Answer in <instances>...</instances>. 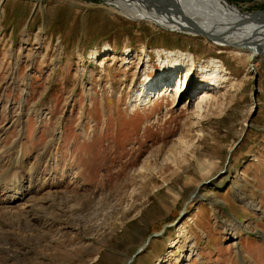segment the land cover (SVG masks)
<instances>
[{
  "label": "rangeland",
  "instance_id": "rangeland-1",
  "mask_svg": "<svg viewBox=\"0 0 264 264\" xmlns=\"http://www.w3.org/2000/svg\"><path fill=\"white\" fill-rule=\"evenodd\" d=\"M178 30L108 0H0V178L32 175L18 206L51 192L80 202L48 209L68 218V248L89 246L67 264L92 244L94 264H125L160 231L131 264H264V56Z\"/></svg>",
  "mask_w": 264,
  "mask_h": 264
},
{
  "label": "bare ground",
  "instance_id": "bare-ground-1",
  "mask_svg": "<svg viewBox=\"0 0 264 264\" xmlns=\"http://www.w3.org/2000/svg\"><path fill=\"white\" fill-rule=\"evenodd\" d=\"M108 2L114 3L122 12L130 16L136 15L140 18L147 19L151 18L154 12L158 13L163 20L167 19L170 24L177 27V29H180L183 25L189 26L191 23H197L214 34H220L223 30L231 31V34H225L226 41L229 42L240 43L243 37L248 35L247 31L250 30L251 27H255L252 23H249L247 25L250 26L235 28V25L239 24L238 22L250 16V14H240L235 9L226 8L220 0H108ZM257 37L258 36H254V40H256L254 44L244 48L249 51L250 60H253V58L258 55L264 56V39H261L262 42H258L259 38ZM215 43L217 44V42ZM258 43L260 44L259 46L257 45ZM204 70L208 71L206 69ZM211 71L209 75L215 77L216 74L213 73L214 71ZM196 109L200 112L199 104H196ZM186 147H184V149ZM184 149L177 157L173 158V160L170 159L174 162V167L176 169L183 166L181 165L182 162L185 164L187 163L186 150ZM17 159H20V157ZM14 169L18 170L17 168H10L9 174L7 176L5 175L6 180L5 178H0V191L9 192L12 195L15 194L14 198H12V195H10L9 198L0 197V264H57L59 261H62L61 264H67L68 260L77 257L82 250L89 246L76 244L73 248H68V244L66 243L68 237L65 235V227L63 226V224L69 222L68 218L66 219L67 222H61L58 218L61 213L52 215L48 209L49 207L54 208L56 205H62L65 202L64 200L70 201L69 205H71L72 209L74 207L76 208L80 202L71 203L73 200L77 199H74L69 193L59 195L58 192H51L49 195L50 197L43 196L44 198L42 199L35 198L34 201L32 200L33 204L30 206H18L17 200L15 201V199L22 195L26 198L33 193L36 183L31 174L26 175V180L23 183V174H20V170L13 174L12 171ZM209 171L206 174L211 172ZM27 184L28 187L25 189ZM135 203L138 205V203L141 202H138L137 199ZM100 204L101 207H99L98 210L101 208L106 210L105 217L103 218L106 220L113 215V210L118 209L116 205H113L110 201H105ZM134 205L136 206V204H132L131 206ZM80 219L81 221L87 220L83 219V217ZM56 223H59V225H56ZM106 225L111 228L110 224L106 223ZM86 226V230L88 233L91 232L92 235L93 233H100L101 235L103 232H100L103 228L102 222H94ZM80 230L77 229L76 239L81 236H77L81 234L79 232ZM91 247L92 248L88 250L90 257L83 262L84 264L85 262L94 264L99 247L94 244H92Z\"/></svg>",
  "mask_w": 264,
  "mask_h": 264
},
{
  "label": "water",
  "instance_id": "water-1",
  "mask_svg": "<svg viewBox=\"0 0 264 264\" xmlns=\"http://www.w3.org/2000/svg\"><path fill=\"white\" fill-rule=\"evenodd\" d=\"M264 15V11H258L254 14H250V16L245 17L244 19H242L241 22H238L239 24L235 25V28H239L242 26H250L247 25L249 23H252L253 26L255 27H251L250 30L247 31V34L245 37H243V39L241 40L240 43H235V42H229L226 41V35L227 34H231V31H225L223 30L222 33L220 34H214L211 33L210 31L206 30L205 28L201 27L200 25H198L197 23H191L189 26L187 25H183L182 27H180V29L178 31H182V32H186V33H193V34H198L201 36H204L206 38H208L211 41H215L219 44H225V45H229L235 48H245V47H249L252 44H254L256 42V40H254V36H258V42H262L261 39H264V21H260V16ZM241 25V26H240ZM226 34V35H225ZM258 46L260 45L259 43L257 44ZM241 140V139H240ZM240 141H238L233 149H235ZM232 149V150H233ZM230 159H231V155L228 156L226 163L223 167L224 170L221 171V173L224 171L226 172L228 165L230 163ZM219 175V174H218ZM218 175H215L214 177L216 178ZM211 181V179H209L208 181H203L202 184L204 183H209ZM201 185V184H200ZM199 187L198 186L194 192L191 194L190 199H194V198H202V196H199L200 191H199ZM164 233V231H160L158 233L153 234L152 236L148 237V239L146 240L145 244L142 245H146L150 239L154 236H161ZM142 245L135 251V253H133L125 262V264H131L133 262V260L135 259V257L142 251Z\"/></svg>",
  "mask_w": 264,
  "mask_h": 264
},
{
  "label": "crops",
  "instance_id": "crops-1",
  "mask_svg": "<svg viewBox=\"0 0 264 264\" xmlns=\"http://www.w3.org/2000/svg\"><path fill=\"white\" fill-rule=\"evenodd\" d=\"M142 253V252H141Z\"/></svg>",
  "mask_w": 264,
  "mask_h": 264
}]
</instances>
